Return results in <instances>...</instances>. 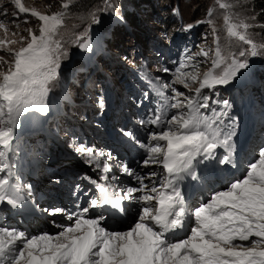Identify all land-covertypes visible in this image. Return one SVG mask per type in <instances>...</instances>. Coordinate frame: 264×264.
I'll return each mask as SVG.
<instances>
[{
    "label": "snow or ice",
    "instance_id": "obj_1",
    "mask_svg": "<svg viewBox=\"0 0 264 264\" xmlns=\"http://www.w3.org/2000/svg\"><path fill=\"white\" fill-rule=\"evenodd\" d=\"M10 2L18 13H30L39 21L38 32L27 28L28 36L21 35L18 40L9 38L7 26L0 21V29L5 33L0 37V51L11 57L8 60L0 55V204L18 207L25 186L10 160L16 130L25 114L48 112L50 85L59 78L61 63L68 58L62 29L75 0H61L60 10L51 14L26 7L21 0ZM4 3L0 0V15L9 14ZM216 6L224 10L221 29L211 19ZM111 9L109 0H104L103 7L89 13L91 23H100L97 13ZM232 9L233 4L227 0H215L206 21L211 26L215 47L200 48L187 55L175 69L173 83L183 85L189 94L173 88L174 94L164 97L155 112L140 121L141 125H155L161 130L151 132L148 142L139 145L144 152L142 166L149 168L145 175L127 165L122 168L135 178L137 186L117 190L112 185L99 184V197L89 200L85 207L77 206L78 210L71 213L59 207L46 210L52 216L68 217V225L55 234L29 235L16 227L0 226V264H264V147L247 165L242 178L230 182L225 190L214 192L207 202L187 206L180 187L185 177L199 180L196 166L201 160L215 159L219 147L228 152L219 163H233L231 141L235 123L224 126L222 119L231 105L226 99L215 100L213 103L223 105L217 111L209 103L212 96L204 95L203 90H214L236 80L249 67L251 57L264 56V43L250 38L248 30L253 25L238 18ZM11 15L15 17L17 12ZM13 24L19 29L15 20ZM220 30L227 40L235 39L243 45L237 53H222L217 34ZM17 35L11 33L12 37ZM73 43L91 50L87 31L75 35ZM17 44L20 46L13 47ZM197 57L210 60L211 68L201 73ZM169 110H175L170 118ZM126 135L132 136L130 132ZM75 151L87 154V163L97 167L100 157L111 158L109 153L94 152L84 145ZM152 165L158 170H151ZM109 170L110 165L105 162L103 171ZM146 179L151 184L145 183ZM26 187L30 195L31 185ZM124 201L139 205L135 222L125 231L109 230L104 226L103 215L89 216L90 210L105 204L123 212ZM186 222L190 224L185 230L186 238L170 239L169 234L185 229Z\"/></svg>",
    "mask_w": 264,
    "mask_h": 264
},
{
    "label": "rangeland",
    "instance_id": "obj_2",
    "mask_svg": "<svg viewBox=\"0 0 264 264\" xmlns=\"http://www.w3.org/2000/svg\"><path fill=\"white\" fill-rule=\"evenodd\" d=\"M83 1L75 0V3L70 6V15L65 18L62 34L64 43L68 48V58L61 63L59 78L50 85L51 91L47 97L48 112L33 111L30 114H25L21 118L20 126L26 124L28 130L18 141L13 143L14 148L17 149L21 146L25 153L22 165L20 162L19 164L14 163L16 175L19 177L21 185L25 186L21 193L23 200L18 207L9 206L7 203L0 204V226L16 227L29 235H39L43 232L55 234L61 230L62 226H67L69 221L66 215L52 216L46 210L55 207L66 209L67 205L69 210L76 211L77 206H87L88 201L93 198L92 194L94 198H98L96 193L98 182L104 184L101 181H106L108 185L114 186L117 190L137 186L135 178L123 172L122 168L127 165L137 174L145 175L149 168L142 166L144 152L139 145L148 142L151 132L161 130L155 125H141L140 121L152 115L156 107L163 102L164 97H171L174 94L173 88L184 92L186 95L189 94L188 89H185L183 85L173 83L175 69L187 55L198 52L200 48L215 47L211 26L206 22L209 19L208 10L214 7L215 0H208L207 3L202 0H178L179 4L175 6L170 15H163L162 10L155 9V13L162 14L159 19L151 17L150 12L154 8L146 6L143 13H136L137 18L133 20V25L130 21H125L127 31L124 29L125 31L122 32L121 29L125 39H127L126 37L130 39L128 46L138 45L137 51L132 50V53H129V50L121 49V46H118L119 49L115 48V52H118L116 57L109 47L112 28L107 30L105 25L111 20L114 21V25L117 23V25H122L120 19L125 20L123 18L124 12L119 9L121 6H125L124 0H109L112 9L97 13L100 19L98 24L91 23L89 13L96 8L103 7L104 0L99 6L92 7L87 11L73 9L75 4ZM169 1L167 0L164 5ZM21 2L26 7H35L46 14L60 10L61 4V0H21ZM227 2L233 4L232 11L238 15V18L253 25L248 30L250 38L257 43H264V38L260 35V25L256 20V14L252 9L249 10L247 0H227ZM119 3L121 4L119 5ZM4 7H7L9 14L0 15V21L7 26L9 38L18 40L21 35L28 36V32L25 31L27 28H32L38 32L39 21L36 17L30 13H18L10 0H5ZM14 11L17 12L15 17L11 15ZM223 11L216 6L211 17L216 21L218 29H221L223 25ZM111 16L114 17L111 18ZM146 19L149 24L146 23ZM13 20L19 24V29L15 27ZM167 20L171 21L169 26L164 24ZM200 21L205 22L198 23ZM188 25H193V27L188 28ZM84 31H87L91 37L90 51L73 43L75 35ZM13 32H17L18 35L12 37L11 33ZM105 32L106 36H104ZM217 34L220 36V46L225 56L230 53H237L243 46L235 39L227 40L223 30L218 31ZM4 36V31L0 29V37ZM103 36L105 37V47L99 38ZM180 36H184V38L181 39L182 45L177 49L174 40ZM151 37L161 38L162 43L166 46H161L159 41L158 47H155L151 42ZM144 43H148V47H145ZM19 46V44L13 45V47ZM172 47L171 53L166 52L167 48ZM80 53L83 55L81 58L79 57ZM0 55H5L6 59L11 60V57L3 51H0ZM146 55H149V58ZM134 56L142 59L147 68L154 71L153 74L159 84L158 90L155 89L153 82L150 81L151 84H149L146 81L142 75V69L137 70V68L132 67ZM197 60L200 62L199 70L201 73L211 68L210 60L204 57H197ZM106 65H109L112 70L106 68ZM164 69H169V71L166 72ZM186 70L190 71L191 69ZM121 77L124 79L123 82ZM83 78L84 83L82 82ZM126 82H130L131 88L139 91L140 94L136 96L132 93L131 88L125 91V87L128 88L125 85ZM263 84L264 56H257L250 58L249 67L242 70V74L229 85L217 86L214 90H203L204 95L212 96V101L209 103L217 111H220L223 105L213 103V101L225 99L229 101L231 108L228 112L230 113L224 116L226 118H222L224 126L231 125L230 117L237 114L242 117L248 114L249 118H252V125L248 130L247 127L242 129L235 125L236 132L231 141L235 156H232V164L219 163L227 151L223 147L217 148L215 159L201 160V164L196 166L199 180L192 181L185 177V181L181 182L186 189L188 188L187 194L190 195L189 189L193 187V184L205 185L202 192H198L203 197L202 201L207 202V187L211 184H208L206 179L205 182L201 180L203 176H200L201 171L207 173L212 170L228 168L225 173L228 178L224 181L220 179L223 183L221 189L223 191L230 182L242 178L247 165L253 161L259 149L264 147ZM164 85H171V87L165 88ZM161 92H163V96H161ZM217 92L219 96L215 95ZM252 96L254 100L249 101L248 99ZM101 101H103L102 105ZM114 103L117 106L108 116L107 113ZM202 111L204 110L202 109ZM172 114H175V110L168 111L169 118ZM41 120L44 121V124L40 123ZM54 123H56L59 131L58 134L55 131L54 134L48 132L49 126ZM22 128L24 127L22 126ZM129 132L132 134L131 137L126 135ZM26 135H33L37 139L36 144L43 146L42 149H35L30 152L28 144L22 142L23 136ZM80 145L92 148L94 152L109 153L111 158L100 157L99 167L95 163L89 164L87 163L89 159L87 154L75 151L76 147ZM105 162L110 165V170L107 173L103 171ZM150 167L151 170H158L156 165ZM233 172L238 174L235 176ZM105 176H107L106 180L104 179ZM84 177L91 179L87 180ZM216 177V174H211L209 179ZM145 183L151 184V180L146 179ZM27 185H31L30 195ZM212 186H217V183L212 182ZM55 189L59 191H55ZM92 189L93 193L91 192ZM81 190L88 193V195L85 194L84 199L81 196ZM197 195L198 193L195 197ZM190 197L194 196L190 195ZM72 201H74L75 206L71 205ZM103 209L100 207L90 210L89 216L103 215L105 217L104 226L109 230L125 231L135 222L139 205L134 201H127L124 217H120L121 214L116 215V213L110 215ZM69 210L66 211L71 213Z\"/></svg>",
    "mask_w": 264,
    "mask_h": 264
},
{
    "label": "trees",
    "instance_id": "obj_3",
    "mask_svg": "<svg viewBox=\"0 0 264 264\" xmlns=\"http://www.w3.org/2000/svg\"><path fill=\"white\" fill-rule=\"evenodd\" d=\"M101 1L102 0H84L83 2H78L77 4H75L73 9L87 11V10H89L92 7L99 6V4H101ZM157 1L158 2L156 3L155 0H124L125 6H121V9H119V10L124 12L123 18L125 20L120 19V22L122 23V25L121 24L117 25L118 24L117 23L116 24L118 26L117 27L116 25H114V21L113 20H111L108 24L105 25L107 30L108 29L110 30V28H112L111 35H110L111 43H110L109 47L112 49V53L114 54L115 57L117 56V53H118V52H115V48L119 49L118 46H121V49L129 50L130 51L129 53H132V50H136L137 47H138L137 44L135 46H133V47L128 46L130 39L128 37H126L127 39H125V36L122 35V32H124L125 30L127 31V26L125 25V21H130L131 24L132 23L134 24L133 20H136V18H137L136 17V15H137L136 13H138V14L143 13V9L146 6H148L150 8H154V10L152 9V11L150 12V14H151L150 16L153 17L154 19H159V18L162 17V14L159 13V12L155 13V11H156L155 9H158L159 11L162 10L161 12H163V15H166V14L170 15L173 12V9L175 8V6H177L179 4L178 0H170L166 5H164V3L167 0H157ZM202 1H205L207 3L208 0H202ZM247 2H248L249 10L252 9L255 12V14H256V20H257V22L260 25V35L264 38V0H247ZM120 4L121 3H119V5ZM161 7H162V9H161ZM133 11H135V12H133ZM113 17L114 16H111V18H113ZM146 21H147V19H146ZM165 21H166V19H165ZM169 22H171V21L167 20V22H165L164 24L169 26ZM146 23H148V21ZM121 29L123 30L122 32H121ZM174 29L176 30V28H174ZM106 32H105L104 36H106ZM143 32H145V31H143ZM170 33H171V31H170ZM104 36L103 37H99L101 42H102V44H103V47H105L104 46V43H105V37ZM184 36H186V35H184ZM184 36H182V37L180 36V38H178L179 37L178 36L177 39L174 40V42L177 44V49H179V46L182 45L181 39L184 38ZM159 41L161 42V46H166V45H164V43H162L161 38L159 39V38H155V37L152 38L151 37V42H152V44H154L155 47H158ZM142 42H143V40H142ZM143 45L145 47H148V43H144ZM149 45H150V43H149ZM171 51H173V47L166 49V52H170L171 53ZM79 57L81 58V57H83V55L80 53ZM146 57L149 58V55H146ZM132 63H131L133 65L132 67L137 68V70L142 69V72H143L142 75L147 79L149 84H151V82H153V85L155 86V89L158 90L159 89V84H158L157 78L153 74L154 71L151 68L148 69L146 64L144 63V61L142 59H138L136 56H134V59L132 60ZM106 66H107L106 68H109L110 70H112L111 67H109V65H106ZM121 79H122V77H121ZM84 81L85 80L83 78L82 82L84 83ZM121 81L123 82L124 79L121 80ZM125 85L128 86V88L125 87V91L126 90L128 91V89L131 88V83L130 82H126ZM141 86L144 87V85H141ZM263 86H264V84H263ZM132 93L135 94L136 96L140 94L139 91L133 90V89H132ZM123 94H125V93L123 92ZM248 100L252 101L253 98H250ZM80 106H82V105H80ZM239 118H241V116L240 115H236L235 119H236V122L238 124H239V121H238ZM53 128H54V130L56 132H58V129L56 127V123H54V127ZM17 156H21V154H18Z\"/></svg>",
    "mask_w": 264,
    "mask_h": 264
},
{
    "label": "bare ground",
    "instance_id": "obj_4",
    "mask_svg": "<svg viewBox=\"0 0 264 264\" xmlns=\"http://www.w3.org/2000/svg\"><path fill=\"white\" fill-rule=\"evenodd\" d=\"M48 119V118H47ZM42 122H43V120H41L40 121V123L42 124ZM20 128H22V126H20ZM20 128H18L16 131H18L19 130V133H21L22 132V129H20ZM114 140V139H113ZM111 141V140H110ZM72 163H74V162H72ZM67 166V165H66ZM206 168V167H205ZM81 169V168H80ZM62 172V171H61ZM203 179H205V178H201V180H203ZM206 179H207V177H206ZM68 181V180H67ZM214 184H216L215 182H213ZM49 185V184H48ZM180 187H181V190H182V192L184 193V197H185V202H186V205L187 206H189V207H191V206H193L195 203L196 204H198V203H200V202H203L202 200H203V198L200 196V194H198L196 197L194 196V197H190V195L189 194H187V189L185 188V186L184 185H182V183L180 184ZM196 187L198 188V191L201 193V191L203 190L202 189V187L201 186H197L196 185ZM206 188V187H205ZM223 188V184H217V186H212V184H211V186L207 189L208 190V192L206 193V196L208 195V197L209 196H211L214 192H217V191H222L221 189ZM68 189V188H67ZM122 189V188H121ZM55 191H59L58 189H55ZM63 192V191H62ZM92 193H93V189H92V191H91ZM97 193V192H96ZM95 193V194H96ZM92 197H94V195L92 194ZM69 210V209H68ZM76 210H78V209H76ZM104 210V209H103ZM70 212H73L74 210H69Z\"/></svg>",
    "mask_w": 264,
    "mask_h": 264
}]
</instances>
